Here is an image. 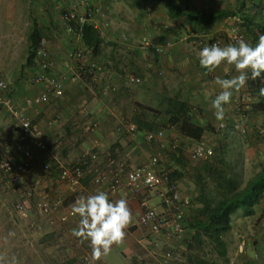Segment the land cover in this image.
Here are the masks:
<instances>
[{
  "label": "crops",
  "instance_id": "obj_1",
  "mask_svg": "<svg viewBox=\"0 0 264 264\" xmlns=\"http://www.w3.org/2000/svg\"><path fill=\"white\" fill-rule=\"evenodd\" d=\"M32 1L33 0H13V100L16 108L22 107L26 97L35 96L40 91V87L34 84L32 80L33 76L39 72V66L36 65L32 68L24 69L27 55L22 62L16 61L15 58V49L17 48V43L19 41L18 36L20 34L19 27L21 25L23 26V24L20 25V22L24 15L26 16V13L30 11ZM132 2L135 4L134 7L141 9L137 11V19L143 21L144 25L147 26L149 17L160 20L155 10L160 3L139 1L136 4L133 0ZM188 4L199 10H205L206 12L221 9L235 10L245 4L247 13L250 17L254 18L255 22L259 23L263 21L264 18V0H190ZM161 6L162 17L170 24V31L168 32L172 37H175L180 27L177 23H170L168 21L164 7L162 4ZM158 8L160 9V7ZM235 19H238V17L225 18L221 22L215 24L213 29H217L219 26L229 27L234 24ZM26 25L28 26V24ZM154 25L157 26L156 24ZM149 29H151L152 32L154 31L157 43H164L166 41L165 38L157 34V30L154 27H149ZM111 39L110 37H106V43H111V41H113ZM63 46L68 50L61 55L62 52L60 53V51L55 50L53 48L54 46L50 45V43L47 44L50 56L56 63L55 69L49 71L48 75L51 78L60 79L62 81L64 87L62 97H51L48 102L30 108L35 109L40 107L41 110L39 112L33 113L31 111L28 112L30 109L26 110V113L32 118L33 123L42 130L45 141H47L50 146H56L62 151L64 156L72 161L83 160L85 154L90 151L99 154L101 165H104L103 160L108 156L127 159L129 168L147 163L151 157L144 160L142 156L143 148L141 146V138L144 139V134L140 132L128 133L119 131L121 124L124 122L132 123L130 121L131 119L134 120L138 116L141 118L143 117L137 103L147 105L144 102V97H142L140 93H136L139 91L131 90L141 84L130 87L125 83V78L129 74L127 72L128 70L120 66L115 54L110 56L107 49L105 54H108L110 58L114 56L113 60L103 59L102 57L96 58L106 64V70L102 75V82L94 83L89 77L72 82L69 79V74L67 73L65 65L71 46L68 41L64 43ZM142 52L144 54L147 53L144 51ZM164 54L166 58L159 57L158 60L160 65L163 64L165 68H168L166 75L167 79L158 85H155L156 83H153V85L149 84L148 88L153 90L155 96H158L156 105L151 107L156 109L163 108L170 98H178L181 101L188 102L194 108V120L202 126L214 129L212 130L213 132L211 131L213 137L222 133L216 130V127L222 122L226 123L225 131H227L228 136L230 135L229 137H234L235 133L239 135L241 139L240 143L232 148L226 145L227 153H236L237 160L241 162L261 165V161L264 160V141L261 140L262 136L258 134L257 129L259 127L264 128V96L256 94L255 89L250 88L248 80L246 86L239 92H234L231 102L224 106V119L217 120L214 115L215 110L212 108V100L215 99V96L219 94L221 89L215 84V79L216 77L231 78L237 75L234 66L225 63L214 72L209 73L200 66L199 55H193L188 64V62L186 63V61L182 60V53L180 50L170 48L165 50ZM119 69L125 72V74L121 73ZM30 72H33V74H29ZM28 74L29 78L27 80L26 77ZM145 76L149 79L147 73ZM107 79L113 81L117 90L112 94L103 95L101 93L102 83ZM243 92H247L251 99L249 103L239 107L235 100ZM162 94L166 95V99L160 97ZM257 103H260V106H258L259 111L254 112L251 107L253 104ZM83 107L87 109L86 112L82 111ZM90 122H97L100 124V128H98L96 132L87 134L85 131H87L86 128ZM174 130L175 128L173 127L166 130L165 147L173 150L180 149L189 162L191 160L196 161L194 158L190 159V154L192 155L196 142L182 137L178 131L175 133ZM210 134L209 132L201 141L204 142L205 137H209ZM126 135H130V137L125 138L124 136ZM13 136L17 143L16 134H13ZM95 139H98V144L94 143ZM145 142L147 141L145 140ZM7 148L9 150V146H7ZM216 148L220 149L219 152H224L222 143H218ZM13 149L14 152L12 151L10 154L15 162L28 161L31 164L32 168L20 179V183H23L27 188L33 180L40 176L39 169L42 163L45 161L55 162L53 156L45 159V156L52 155L51 152L47 153L37 149L43 153L44 158L41 159L38 156L35 157L33 153L32 149L36 148H29L26 152H20L17 150L15 144ZM155 150L153 155L159 153V158L162 160L159 148L156 147ZM45 153L47 155H45ZM229 163L231 164L230 161ZM170 165L174 164L171 162ZM259 170L260 169L257 171ZM85 171L86 176L81 183L82 191L73 193L66 185L61 193H59L58 199L63 200L66 207L71 206L80 196H88L98 191H104L108 193L112 201L125 199L132 213V217H137V222L131 223L126 229L124 242L118 246L114 245L111 252L103 257L104 264H138L140 260L138 256L141 254L149 257L153 264L161 263L162 255L171 250L167 249L161 253H157L158 250L163 244L176 240L165 235H153L148 229L141 227L139 224L141 203L143 201H146L148 205L158 213L166 212L167 208L161 202L158 193L142 190L140 195L136 197L126 189H121L116 195H111L107 186L94 187L91 184L93 174L90 172L89 168L85 167ZM57 177L58 174L55 175V178ZM52 179L55 180L53 176L51 179H49V177L47 178V181H45L46 186L42 185L39 197H47L50 191L49 182ZM145 193H147V195ZM49 218L52 219L51 217ZM79 219V217H76L68 222L71 225L67 230L66 240L73 241L74 239H78L72 235V230L78 226ZM70 244L72 243L70 242ZM81 245V250L91 253V248L87 241L81 243ZM150 249L152 251H149ZM73 250L77 251L74 248ZM79 252L80 251H77V253ZM67 263H73V258H70Z\"/></svg>",
  "mask_w": 264,
  "mask_h": 264
},
{
  "label": "rangeland",
  "instance_id": "obj_2",
  "mask_svg": "<svg viewBox=\"0 0 264 264\" xmlns=\"http://www.w3.org/2000/svg\"><path fill=\"white\" fill-rule=\"evenodd\" d=\"M89 1L95 5L107 6L109 8L106 14V23L108 24V27L105 30V33L107 37L112 38L111 40L113 41H111V43H115L116 46H113V48L109 46L107 52H111L112 49L115 50L114 54L115 57L118 58L120 66L127 69L129 74H135L141 77V85L134 87L131 90L139 91L136 93H140L141 96L144 97L143 99L147 106H155L158 101V96H155L153 90H150L148 86L149 84L153 85V83L158 85L167 79L166 75L168 68H165V65L163 64L160 65L158 60L159 57L166 58V55L164 54L165 51L162 54L156 55L150 51H147V53L144 54L142 52L143 50L139 49L140 38L144 35H148L154 42H156L154 31L152 32V30L149 29V27H154L157 30L156 32L158 35L165 38L166 41L171 42V49L181 51L182 60L186 61V63L188 62V64L193 55H199V51L202 50L204 46L199 44L197 38L185 34L182 28L178 29L175 37H172V35L165 29V25H168V23L165 21L164 17H162L161 4L158 6L160 9L158 7V9H155L156 15H158L160 20L149 17L146 26L143 24V21L137 19V11L141 9L134 7L135 4L132 0ZM74 3L75 0H33L30 11L26 13V16L24 15L20 22V25L23 24V26L21 25L19 27V41L17 43V48L15 49L16 61L22 62L27 55L28 35L31 31L32 16H35L42 25L44 37L47 42L54 46L53 48L55 50L60 51V53L62 52L61 55L68 50L63 46L67 41L71 46L69 52L80 46V43L76 38L66 32V25L63 20V12L73 9ZM26 24H28V26ZM168 27L170 28L169 25ZM228 28H230V26H219V28L213 29L212 31L215 36L221 38L222 47L229 44L226 36ZM124 36L125 38H123ZM98 61L103 63L101 60ZM0 64L3 67L5 78L11 83L12 89H14L13 0H0ZM146 73L149 75V79L145 76ZM29 74H33V72H30ZM29 74L27 77L25 76L27 80ZM244 93L246 94L247 92H243L242 94ZM4 96L3 93H0V101ZM160 97L166 99L165 94L160 95ZM40 110L41 108L39 107L30 109L28 112L31 111L35 113ZM141 113L142 116H144L143 119L146 118V120H152V114L149 112L142 111ZM27 116L32 121V118L28 114ZM10 119V115L6 113L0 105V122L8 123L10 122ZM130 121L133 123L134 120L131 119ZM98 128H100V124ZM225 130L215 137L212 136V132H210L211 134L209 137H205L204 143L211 146L214 150V156L208 161H215L220 150L216 148L217 144L222 143L224 146L226 161L228 163L229 161L231 162V164L229 163L231 174H236L242 181V184H244L250 177L258 172V169H261V167L264 166V160L261 161V165H254L237 160V154L234 152L227 153V146L230 148L236 147L235 145H238L241 139L236 133L234 137H229L230 135L228 136L227 131ZM85 132L87 134L92 133L90 131ZM174 132L177 133V130L175 129ZM124 137L129 138L130 135ZM261 140L264 141V138L261 137ZM164 142H166V137ZM6 143L7 146H9L8 152H14L13 146L16 144V141L13 135L6 137ZM48 146L52 155L48 156L45 153V155H47L45 156V159L54 156L60 160L72 161L64 156L62 151L56 146H50L49 144ZM141 146L143 148L142 156L144 157V160L152 157L156 151V147L159 148L157 143L149 144L145 142L143 138H141ZM164 149H166V147L163 148V150ZM32 150L35 157L38 156L41 159L44 158L42 152L37 149ZM164 154V151L160 152L162 161L165 160ZM206 162L207 161L191 160L189 162L190 166L187 175L184 179L178 181L181 198L183 203H185V210L187 209L188 212L191 210V204L196 195V192H194L193 171L195 169L202 170ZM46 163L47 161L40 165V169L38 168L40 176L36 178L41 180L43 186H46L45 181H47L48 177L49 179L52 178V175L49 176L43 171V166H45ZM161 165L162 164H159V169L162 168ZM53 177L55 180L52 179L49 182L50 191L46 197L51 200L58 199L59 193H61L63 188L66 187V185L60 183L57 178H55V175H53ZM211 186L212 184H210V187ZM26 188L27 187H25L23 183H20V181L19 184L15 186L0 183V264H80V257L85 250H81L82 245L78 239H74L73 241L66 240L67 230L71 225L70 223L62 225L56 220L50 219L35 210H29V212L22 213H17L14 210V205L19 200V193ZM145 194L147 195V193ZM37 197L39 196L37 195ZM254 209L255 212L253 215H246L241 211L233 215L232 230L225 236V240L228 244V255L226 259L219 257L214 251H210V249L207 248V252H209L216 264H246V262L250 260L257 261L259 264H264L263 203L261 202L255 206ZM32 222H36L40 228H30ZM135 222H137L136 216L132 217V223ZM70 242L72 244H70ZM180 243L181 242L177 241L165 243L160 247L157 253H161L167 249L174 250L184 246H180ZM77 245H79V247ZM242 246L244 251L239 252V248ZM73 248L80 252L77 253ZM149 251L152 250L150 249ZM138 257L140 259L138 264H153L152 260L144 254H141ZM70 258H73V263H67Z\"/></svg>",
  "mask_w": 264,
  "mask_h": 264
},
{
  "label": "built area",
  "instance_id": "obj_3",
  "mask_svg": "<svg viewBox=\"0 0 264 264\" xmlns=\"http://www.w3.org/2000/svg\"><path fill=\"white\" fill-rule=\"evenodd\" d=\"M109 8L107 6L95 5L88 0H75L73 9L65 15V21H74L80 28L84 24H91L96 29L108 27L106 23V14ZM230 26L226 32L229 43L235 44L239 39H246L243 31L239 26V19ZM69 34L74 33L72 26H66ZM168 29V25H165ZM125 38V36L123 37ZM76 40L80 42V35L76 36ZM199 44L202 46H210L218 44L221 46V38L212 35L198 36ZM246 41V40H245ZM47 40L42 38L36 51L39 72L32 78L34 84L40 87L37 95L26 97L20 108L15 107L12 98V85L5 78L3 67L0 64V93L5 96L0 101V105L6 113L10 115V122H0V183L7 185H18L21 177L31 168L28 161L15 162L12 155L8 152L6 137L16 134V148L20 152H26L29 148H36L43 152H50L49 146L44 139V135L39 126L33 124L26 114V110L40 106L50 100L51 97L60 98L64 93L63 83L60 79L51 78L48 75L56 67L55 61L51 58ZM172 47L170 41L164 43L154 42L148 35L140 38L139 49L144 52L150 51L154 54H162L165 50ZM66 70L69 79L72 82L90 76L92 82H102V75L106 70V65L99 62L88 48L78 46L69 52L65 61ZM161 74V73H160ZM125 83L130 86H138L142 83L141 77L135 74H128ZM117 90L116 85L110 79L102 83L101 93L109 95ZM251 97L248 93L241 94L235 100L237 106L249 103ZM82 111L86 112L85 107ZM99 124L90 122L86 130L96 132ZM226 129V123L222 122L217 127L218 132ZM119 131L135 133L137 127L129 122L121 124ZM257 132L264 137V128L259 127ZM144 139L149 143H157L161 149L165 148V130L156 132H145ZM98 144V139L94 140ZM193 158L196 160L207 161L214 156V150L204 142H196L193 150ZM56 169L58 172V181L68 186L73 193L82 191L81 183L86 176L83 168H89L93 174L91 184L94 187L107 186L111 195H116L121 189H126L134 196H139L142 190L148 192H156L161 202L166 206L164 213H158L151 208L146 201L141 203V213L139 216V224L141 227L148 229L153 235H165L176 241H182L185 236L184 213L185 206L183 204L179 187L174 183H168L167 174H160L159 155H153L150 160L142 165L129 168L128 160L125 158L111 157L104 158V165H101V158L96 152H87L83 160L66 161L54 157ZM45 174L49 172V166L43 167ZM42 189L40 179L31 182L28 188L19 193V200L14 205L17 213L35 210L38 213L51 217L58 223L67 224L70 220L79 217L72 215L71 206L66 207L63 200H51L46 197H37ZM264 205V197L262 199ZM30 228H40L36 222L30 224ZM79 247V245H77ZM243 246L239 248V252H243ZM184 259L173 251H168L161 257V263L158 264H184ZM80 264H104V259L93 261L91 254L84 252L80 257Z\"/></svg>",
  "mask_w": 264,
  "mask_h": 264
},
{
  "label": "trees",
  "instance_id": "obj_4",
  "mask_svg": "<svg viewBox=\"0 0 264 264\" xmlns=\"http://www.w3.org/2000/svg\"><path fill=\"white\" fill-rule=\"evenodd\" d=\"M133 1L136 4L139 1H152L162 4L168 21L177 23L185 34L197 39L198 36L204 35L216 37L212 33L214 25L229 17H238L240 21L238 24L245 35V40L253 46L258 42L259 36L264 35V18L259 23L255 22L254 18L247 13L245 4L235 10L221 9L206 12L189 5L190 0ZM69 11L63 12V20L66 26H72L75 29L74 33L71 34L73 37L76 38L77 35H80V46L90 49L95 58L102 57L103 59L113 60L114 56L112 58L110 56L115 53V50L112 49L109 52L110 56L105 54L109 46L111 48L116 46L115 43H106L105 30L107 27L96 29L91 24H84L80 28V25L74 21H65L64 17ZM168 25L170 26L169 23ZM65 30L67 32L66 27ZM167 31H170L169 27ZM42 38H45L43 27L39 20L32 16L24 69L39 66L36 51ZM119 71L125 74L122 70L119 69ZM86 77L90 78V76L83 78ZM263 78L249 79L250 88L255 89V93L258 95L259 89L264 87ZM137 106L141 112L152 114V120L142 119L144 116L142 118L140 116L136 117L133 121V124L137 127L135 133L156 132L160 129L167 130L173 127L182 137L190 141L200 142L204 136L214 130L197 123L193 116V106L178 98L168 99L166 106L160 109L140 103ZM258 106H260V103L253 104L252 111L258 112ZM159 151L165 153V160L159 159V164H162V168L159 169L160 174H167L168 183H174L178 186V181L184 179L189 171V160L186 159L180 149L166 148L163 150L159 147ZM191 158H193L192 155H190ZM171 162L174 165H170ZM45 165L49 166V175L58 174L54 161H47ZM83 168L85 169V166ZM193 179L196 195L192 201L191 210L188 212L186 209L184 213V239L177 241L181 242L180 246H184L171 251L179 254L184 259V264H216L207 252V248L214 251L219 257L227 258L228 244L225 236L232 230L233 215L239 211L246 215H253L255 206L262 202L264 197V166L242 184L236 174H231L230 165L226 161L225 154L220 151L215 161L207 160L202 170L195 169L193 171ZM210 184H212L211 187ZM246 264L259 263L250 260Z\"/></svg>",
  "mask_w": 264,
  "mask_h": 264
},
{
  "label": "clouds",
  "instance_id": "obj_5",
  "mask_svg": "<svg viewBox=\"0 0 264 264\" xmlns=\"http://www.w3.org/2000/svg\"><path fill=\"white\" fill-rule=\"evenodd\" d=\"M225 63L234 66L237 75L215 79V84L221 89L212 100L217 120L224 119V106L231 102L234 92L244 88L249 79L264 77V35L259 36L254 46L241 38L235 44L229 43L223 47L212 44L199 51V64L209 73ZM259 95L264 96V87L259 89ZM71 212L80 218L72 235L81 243H89L93 261H100L111 252L114 245H121L125 240L126 229L132 223L127 201H112L104 191L78 197L71 205Z\"/></svg>",
  "mask_w": 264,
  "mask_h": 264
}]
</instances>
